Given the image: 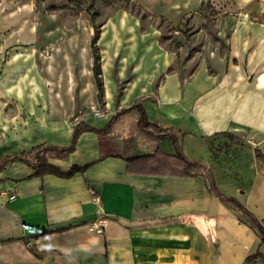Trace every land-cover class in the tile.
Returning a JSON list of instances; mask_svg holds the SVG:
<instances>
[{"label":"crops","instance_id":"1","mask_svg":"<svg viewBox=\"0 0 264 264\" xmlns=\"http://www.w3.org/2000/svg\"><path fill=\"white\" fill-rule=\"evenodd\" d=\"M250 26L244 21L232 35L224 74L202 67L183 79L170 70L174 56L158 33L141 32L128 13H117L98 40L108 110L100 116L93 112L99 97L93 35L81 70L74 46L62 48L63 69L40 70L35 48L12 50L0 42V161L38 145H69L79 121L102 127L136 101L151 121L181 131L177 143L168 133L150 137L138 128L134 109L108 134L84 131L75 152L50 158L63 168L100 159L84 172L26 178L31 163H9L0 170V264H264L256 225L210 189L214 180L264 225V159L256 152L264 154V31L252 33ZM216 132L250 133L247 151L239 152L252 167L244 175L251 178L248 189L236 190L233 182L243 174L218 163L231 139L216 136L222 148L212 149L205 136ZM178 148L198 165L186 169ZM81 150L84 158L75 161ZM104 214L109 221L96 231L93 221ZM257 251L255 260H246Z\"/></svg>","mask_w":264,"mask_h":264},{"label":"rangeland","instance_id":"2","mask_svg":"<svg viewBox=\"0 0 264 264\" xmlns=\"http://www.w3.org/2000/svg\"><path fill=\"white\" fill-rule=\"evenodd\" d=\"M123 11L137 21L139 31L158 33L160 45L174 56L170 70L183 79L192 78L202 67L212 75L224 74L232 62L231 37L242 22L252 23V33L264 31V0H0V42L12 50L35 48L40 70L53 65L63 69L62 48L74 46L73 62L81 70L94 25L102 29ZM131 23L122 29L125 35ZM125 80L119 81L118 93ZM106 107L104 95L99 96L93 112L108 114ZM249 134H236L226 149L228 156L218 160L223 169L227 164L243 174L233 182L236 190L248 189L251 184V178L245 177L252 169L249 156L240 157L239 153L247 151L244 136ZM84 156L81 150L74 159L80 161Z\"/></svg>","mask_w":264,"mask_h":264},{"label":"trees","instance_id":"3","mask_svg":"<svg viewBox=\"0 0 264 264\" xmlns=\"http://www.w3.org/2000/svg\"><path fill=\"white\" fill-rule=\"evenodd\" d=\"M95 31L93 34V37L91 39V48L93 52V72L98 88V95L101 97L104 95V80H103V71H102V57L100 48L98 45V40L100 38L101 33V26H96ZM137 109L140 112V118L138 121V128L148 134L150 137H154L157 139H163L166 138V133H168V137L171 140H173L175 143H177L176 134L181 133L177 128L168 126L164 127L161 126L156 121H151L148 118V114L146 112L145 107L143 106L141 101H136L132 103L131 105L122 108L121 110L117 111L110 119L109 121L102 127H95L93 125H90L86 123L85 121H79L74 129L73 132V138L69 145H53V144H45V145H38L36 147H33L29 151H23L19 155H13V156H7L0 161V170L4 169L9 163H12L14 161L20 160L27 163L32 164V172L26 176V178L32 177V176H40L46 173H53L58 176L63 177H69L77 172H84L86 171L90 166H92L94 163L99 161L100 159H94L85 163H79V162H73L72 165L69 168H63L60 165L53 163L50 161V158L52 157H65L73 152H75L78 141L80 138V135L84 131H93L101 135H106L109 132H111L113 126L115 123L120 119L121 116L124 114H127L131 112L132 110ZM223 136L228 139L233 140L234 134L229 132H216L211 135L205 136L206 140L208 141L210 147L212 149H218L222 148L220 145L216 144V136ZM257 157L264 159V154L257 149ZM177 155L184 160L185 167L188 169L190 166H197L198 163L194 161H189L183 153L180 151V149H177ZM132 157H128L127 159H131ZM33 159V161H31ZM210 189L221 199L229 201L234 203L239 209L244 211L251 219V221L256 225L258 228L262 240L264 241V225L263 223L255 216V214L250 211L244 204H242L238 199H236L234 196H229L223 194L217 187L214 180L210 181ZM260 254L259 251L256 253L247 256V261H253L257 256Z\"/></svg>","mask_w":264,"mask_h":264},{"label":"built area","instance_id":"4","mask_svg":"<svg viewBox=\"0 0 264 264\" xmlns=\"http://www.w3.org/2000/svg\"><path fill=\"white\" fill-rule=\"evenodd\" d=\"M96 115L100 116L102 115L100 112H96ZM96 198L98 199V196L96 195ZM109 219L106 214L98 216L94 221L93 225L95 227L96 231L102 232L104 231V228L106 227Z\"/></svg>","mask_w":264,"mask_h":264}]
</instances>
